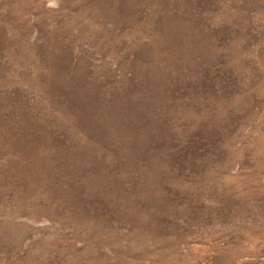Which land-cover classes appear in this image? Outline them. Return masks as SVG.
I'll list each match as a JSON object with an SVG mask.
<instances>
[{"label":"rangeland","instance_id":"rangeland-1","mask_svg":"<svg viewBox=\"0 0 264 264\" xmlns=\"http://www.w3.org/2000/svg\"><path fill=\"white\" fill-rule=\"evenodd\" d=\"M0 264H264V0H0Z\"/></svg>","mask_w":264,"mask_h":264}]
</instances>
